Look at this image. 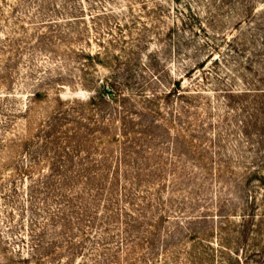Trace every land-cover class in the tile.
Listing matches in <instances>:
<instances>
[{
	"label": "rangeland",
	"instance_id": "374dc122",
	"mask_svg": "<svg viewBox=\"0 0 264 264\" xmlns=\"http://www.w3.org/2000/svg\"><path fill=\"white\" fill-rule=\"evenodd\" d=\"M263 213L264 0H0V264H264Z\"/></svg>",
	"mask_w": 264,
	"mask_h": 264
},
{
	"label": "trees",
	"instance_id": "16d2710c",
	"mask_svg": "<svg viewBox=\"0 0 264 264\" xmlns=\"http://www.w3.org/2000/svg\"><path fill=\"white\" fill-rule=\"evenodd\" d=\"M100 53L98 52V54L95 57L94 56L93 57L91 56V61L92 62L96 61V59L99 57V54ZM195 67L191 68L188 71V73H186L185 75H188L189 73H193V69H195ZM183 77H184V75L181 76V77H178V78H175L174 79V81L172 83V87L171 88H167L168 90L165 93L166 97H172L173 95H182V94H184V93H180L181 92V87H184L183 86V79H182ZM109 84H110L109 81H107V83L104 84V94L111 93L112 94V98H116L117 97V94H115V93L113 94L112 93V92H114V88L111 87ZM35 95H39V93L37 92V93H35ZM59 99L61 100V98H59ZM59 99H58V101H59ZM61 101H63V100H61ZM59 105L61 106L63 104L59 103ZM254 205H256V206L258 205V203H257L256 200H254ZM253 254L254 255L256 254V256H258V258H262V260H264V249H263V247L262 248H259L258 250H256V252H254ZM262 260L259 259V261H258L256 259L257 263L262 262ZM240 264H249V263L248 262L245 263V261H242V263H240Z\"/></svg>",
	"mask_w": 264,
	"mask_h": 264
}]
</instances>
